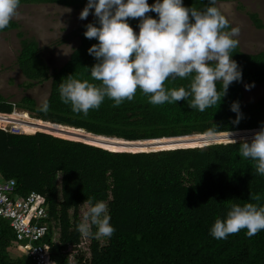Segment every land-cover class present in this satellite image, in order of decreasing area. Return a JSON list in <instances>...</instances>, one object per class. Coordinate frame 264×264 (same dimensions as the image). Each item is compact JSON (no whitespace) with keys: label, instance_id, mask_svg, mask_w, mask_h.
<instances>
[{"label":"trees","instance_id":"obj_1","mask_svg":"<svg viewBox=\"0 0 264 264\" xmlns=\"http://www.w3.org/2000/svg\"><path fill=\"white\" fill-rule=\"evenodd\" d=\"M230 1L236 0H217L216 6ZM87 2L20 0V6L55 4L82 9ZM148 3L152 5L155 0ZM183 3L198 10L209 6V0ZM147 15L158 19L156 13ZM247 15L256 28L263 27L256 13ZM89 23L99 26L95 16L83 25L76 32L79 45L63 66L52 71L37 42L18 33L22 39L16 63L26 79L24 88L50 80V91L40 106L28 96L15 105L23 112H16L13 117L24 119L22 126L28 135L0 130V180H14L19 196L38 194L49 217V233L41 244L48 247L51 261L70 264L65 251L68 249L69 253L75 250L77 259L73 264H264V230L249 238L247 230L242 229L226 239H216L210 232L216 218L226 219L232 203H257L250 197L259 195V203L264 206V176L256 172L254 162L240 156L239 144H213L228 141L231 133L230 138L250 139L264 125V97L255 102L243 100L244 86L264 84V51L249 54L239 46L232 50L230 55L242 70V81L233 82L226 96L204 112L191 109L185 100L152 105L137 91L133 100H126L119 107H113L114 101L105 98L99 109H92L85 116L73 112L70 105L60 100L58 87L69 75L99 84L91 80L87 69L96 63L88 50L98 43L84 35ZM128 23L137 29L140 20L129 19ZM18 28L12 20L0 34ZM188 83V79L176 78L165 86L187 87ZM217 89L221 90V82H217ZM234 102L239 103L243 117L239 123L237 113L231 110ZM11 111V103L0 96V112ZM49 122L82 129L99 139L92 141L68 131L37 128ZM197 134L210 138L206 143L212 144L163 151H123L130 148L113 143L121 139L181 137L136 143L160 144L161 149L184 136ZM88 197L94 198L93 203L107 204L110 223L115 228L110 238H83L77 231L87 212L81 206ZM92 231H96L95 227ZM17 244L8 222L0 218V264H35L19 251Z\"/></svg>","mask_w":264,"mask_h":264},{"label":"clouds","instance_id":"obj_2","mask_svg":"<svg viewBox=\"0 0 264 264\" xmlns=\"http://www.w3.org/2000/svg\"><path fill=\"white\" fill-rule=\"evenodd\" d=\"M216 3L209 0V6L198 10L195 6L185 7L183 0H155L152 5L148 0H88L79 18L86 20L94 9L99 26L87 24L84 35L98 41L88 50L96 63L87 69L91 80L99 84L69 75L59 83L60 100L85 116L99 109L105 98L114 101L113 107H119L133 100L137 91L152 105L185 100L191 109L200 112L217 105L233 82L242 81L243 74L230 55L239 44L234 37L240 29L230 26ZM19 8L20 0H0V31L10 26ZM150 12L158 19L148 16ZM129 19L140 20L138 34ZM176 78L188 79L187 87L165 86ZM217 82H221V90ZM246 89L250 90L248 86ZM231 110L237 113L239 123L243 118L239 103L234 102ZM230 137L231 143L239 144L240 156L253 161L256 172L264 176V125L250 139L238 142ZM93 199L88 197L81 206L87 212L77 231L83 238H110L115 228L110 223L108 206L104 201L93 203ZM250 200L257 203H232L226 219L216 218L211 235L226 239L246 229L250 238L264 230L261 197L251 195Z\"/></svg>","mask_w":264,"mask_h":264},{"label":"rangeland","instance_id":"obj_3","mask_svg":"<svg viewBox=\"0 0 264 264\" xmlns=\"http://www.w3.org/2000/svg\"><path fill=\"white\" fill-rule=\"evenodd\" d=\"M217 7L226 16L231 27H238L240 29L239 35L234 38L239 41L238 46L242 52L253 54L264 51V0H236L218 3ZM83 9L55 4H25L20 6L17 16L13 19L19 28L0 34L1 97L15 105H17L23 96L32 98L37 106L43 104L49 95L50 80L35 84L27 90L24 88L26 79L16 63L20 49V40L25 38L37 42L40 54L49 67V70L58 69L68 60L72 50L79 45L76 32L95 16L94 10H92L86 20H81L79 17ZM247 13H256L263 27L261 29L256 28ZM134 30L137 34L139 33V28ZM18 33L23 35L22 38L18 36ZM248 88L250 90H247L246 86L243 88L244 102H255L264 97V84L256 87L248 86ZM37 128L53 132L62 131L63 133L68 131L71 135L92 141L99 139L95 135L79 129L52 124L50 122ZM210 140L208 137L197 134L186 136L177 143L167 145V147L175 145H196L209 142ZM107 142H112V140ZM113 143L119 147L123 146L134 150L138 148L151 149L160 147L156 144L148 145L142 143L126 145V143L117 140H113ZM67 250L65 249L69 254V262L73 264L77 259L74 253L75 250L70 252L71 255L69 250Z\"/></svg>","mask_w":264,"mask_h":264},{"label":"built area","instance_id":"obj_4","mask_svg":"<svg viewBox=\"0 0 264 264\" xmlns=\"http://www.w3.org/2000/svg\"><path fill=\"white\" fill-rule=\"evenodd\" d=\"M11 105L10 113L0 112V130L13 135H28L22 126L24 119L13 117L23 110L16 108L14 103ZM0 218L8 222L19 251L27 254L35 264H55L50 259L48 247L41 244L49 233V217L38 194L30 192L19 196L14 180H0Z\"/></svg>","mask_w":264,"mask_h":264},{"label":"water","instance_id":"obj_5","mask_svg":"<svg viewBox=\"0 0 264 264\" xmlns=\"http://www.w3.org/2000/svg\"><path fill=\"white\" fill-rule=\"evenodd\" d=\"M228 134V133H227ZM185 137V136H184ZM179 138H181V137H176V138H161V139H153V140H143V141H124V140H122L121 139V141L122 142H124V143H137V142H147V141H160V140H163V139H179ZM68 140V139H67ZM120 140V139H119ZM241 140V139H240ZM74 141V140H73ZM237 141H239V139H237ZM77 142H82V141H77ZM84 143V142H83ZM225 143H231L230 141H226ZM225 143H223V144H225ZM86 144H89V143H86ZM213 144H222V143H213ZM90 145H93V144H90ZM156 145H160V144H156ZM209 145H211V144H209ZM93 146H96V145H93ZM161 146H163V144L161 145ZM204 146H208V144L207 145H204ZM204 146H202V147H204ZM97 147H99V146H97ZM99 148H103V147H99ZM103 149H105V148H103ZM107 150H110V149H107ZM169 150V149H168ZM110 151H112V150H110ZM157 151H163V150H157ZM115 152H120V151H115ZM153 152H156V151H153ZM133 153H136V152H133Z\"/></svg>","mask_w":264,"mask_h":264},{"label":"bare ground","instance_id":"obj_6","mask_svg":"<svg viewBox=\"0 0 264 264\" xmlns=\"http://www.w3.org/2000/svg\"><path fill=\"white\" fill-rule=\"evenodd\" d=\"M80 130H82V129H80ZM248 131H250V130H248ZM42 133H44V132H42ZM28 134V133H27ZM48 134V133H47ZM231 139H234V140H237V139H243V138H231ZM70 140V139H69ZM75 141H78V140H75ZM228 141H230V139L228 140ZM82 142H84V141H82ZM226 142V141H225ZM225 142H221V143H225ZM84 143H89V142H84ZM89 144H92V143H89ZM207 144H212V143H206V144H203V145H207ZM94 145V144H93ZM100 145V144H99ZM203 145H200V146H203ZM96 146H98V145H96ZM106 146V145H105ZM200 146H192V147H200ZM99 147H101V146H99ZM179 147H188V146H180V145H178V146H173V147H165V148H158V149H137V150H135V151H152V150H162V149H172V148H179ZM191 147V146H190ZM106 148V147H105ZM112 150H114V149H112ZM120 151H122V150H120ZM123 151H134V150H123Z\"/></svg>","mask_w":264,"mask_h":264}]
</instances>
